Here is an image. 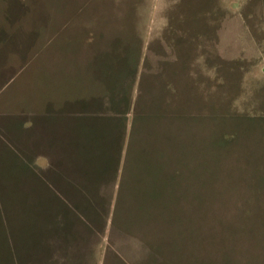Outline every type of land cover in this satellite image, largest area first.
<instances>
[{
    "label": "rangeland",
    "instance_id": "obj_1",
    "mask_svg": "<svg viewBox=\"0 0 264 264\" xmlns=\"http://www.w3.org/2000/svg\"><path fill=\"white\" fill-rule=\"evenodd\" d=\"M0 264H264V0H0Z\"/></svg>",
    "mask_w": 264,
    "mask_h": 264
},
{
    "label": "crops",
    "instance_id": "obj_2",
    "mask_svg": "<svg viewBox=\"0 0 264 264\" xmlns=\"http://www.w3.org/2000/svg\"><path fill=\"white\" fill-rule=\"evenodd\" d=\"M135 104H137L136 102H135ZM43 109H45V110H43ZM42 109V111H41V113H50V114H52L53 116H54V114L56 115V114H62V115H64V117L67 115V113H69V114H71L72 115V111H69V110H67V108L66 107H62V108H59L58 110H55V108L53 107V106H51V107H46V108H43ZM51 109V110H50ZM83 110H85V111H88V109H86L85 107L84 108H82L81 109V111H83ZM140 112V111H139ZM141 112H143V111H141ZM35 113H37L36 111H35ZM146 116V115H145ZM145 119V118H144ZM66 125H67V123H66ZM66 129H67V127H66ZM67 131V130H66ZM68 137H69V134H68V132L66 133V139H68ZM66 143H67V140H66ZM43 179H45V177H42ZM49 185V187L51 188V186H53V184H51V183H49L48 184ZM64 185V187L66 186V184H63ZM54 186H55V184H54ZM52 191H54V192H56L55 191V188L54 189H51ZM81 190H83V188L81 189ZM58 191H60V192H64V191H66V190H64V189H60V190H58ZM67 203V205H71L70 203H68V202H66ZM73 207V206H72ZM63 219H65V218H58L57 219V221L55 222V224H56V226H58L59 225V227H63L64 228V224L66 223ZM57 230V229H56Z\"/></svg>",
    "mask_w": 264,
    "mask_h": 264
},
{
    "label": "trees",
    "instance_id": "obj_3",
    "mask_svg": "<svg viewBox=\"0 0 264 264\" xmlns=\"http://www.w3.org/2000/svg\"><path fill=\"white\" fill-rule=\"evenodd\" d=\"M68 206H69L70 208H72L71 205H68ZM60 213H62V211H61ZM58 228H59V225H58L57 229H58ZM14 243H15V242H14ZM15 245H16V243H15ZM10 247H11V249H12V243L10 244ZM15 247H16V246L13 245L12 254H10V256L17 257V255H19V253H17V251H14ZM16 250H17V249H16ZM18 251H19V249H18Z\"/></svg>",
    "mask_w": 264,
    "mask_h": 264
}]
</instances>
